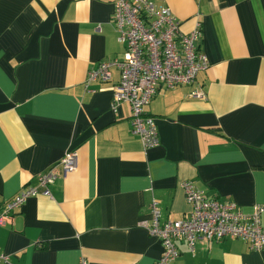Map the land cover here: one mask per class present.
<instances>
[{
	"label": "crops",
	"instance_id": "obj_1",
	"mask_svg": "<svg viewBox=\"0 0 264 264\" xmlns=\"http://www.w3.org/2000/svg\"><path fill=\"white\" fill-rule=\"evenodd\" d=\"M154 1L184 33L202 24L209 66L193 84L159 87L145 106L159 145L144 148L129 107L113 109L119 68L87 83L101 61L124 57L115 0H0V204L59 174L51 196L0 225L5 264H156L164 247L143 222L154 199L164 219L190 211L184 180L245 212L264 205V0ZM71 151L78 166L64 175ZM177 245L174 264H264V248L239 238Z\"/></svg>",
	"mask_w": 264,
	"mask_h": 264
},
{
	"label": "built area",
	"instance_id": "obj_2",
	"mask_svg": "<svg viewBox=\"0 0 264 264\" xmlns=\"http://www.w3.org/2000/svg\"><path fill=\"white\" fill-rule=\"evenodd\" d=\"M113 22L120 41L125 46L122 59L103 60L89 70L87 83L111 80L113 67L120 70V81L114 89L113 109L122 104L130 109L133 132L141 137L144 148L159 145V132L155 118L145 112V106L157 94L159 87L174 88L193 84L198 74L209 66L208 56L198 41L202 37V24L198 21L189 32L181 30V19L169 6L158 8L154 0H115ZM203 96V90H196ZM67 175L78 166V154L67 152L61 160ZM52 167L37 176V184L20 190L0 204V225L11 222L14 212L28 198L37 194L51 196L50 185L58 178ZM191 209L180 219L163 218L157 200L151 204L152 218L143 225L159 238L164 252L156 264H174L180 254L178 241H185L195 251L200 241L210 243L224 238H239L252 249L264 248L262 216L264 205L256 204L245 212L234 201H220L208 197L191 180L181 184ZM10 262V255L0 248V264ZM80 264H87L83 258Z\"/></svg>",
	"mask_w": 264,
	"mask_h": 264
}]
</instances>
